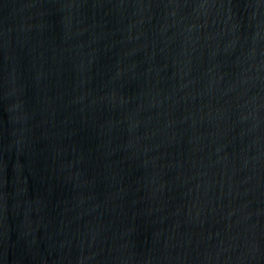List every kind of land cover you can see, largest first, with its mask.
Here are the masks:
<instances>
[{"label":"water","instance_id":"water-1","mask_svg":"<svg viewBox=\"0 0 264 264\" xmlns=\"http://www.w3.org/2000/svg\"><path fill=\"white\" fill-rule=\"evenodd\" d=\"M0 264H264V0H0Z\"/></svg>","mask_w":264,"mask_h":264}]
</instances>
